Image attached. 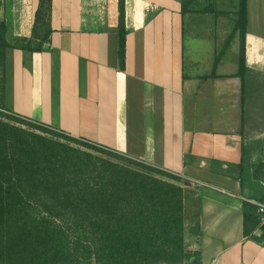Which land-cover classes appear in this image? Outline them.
<instances>
[{
  "label": "crops",
  "instance_id": "obj_1",
  "mask_svg": "<svg viewBox=\"0 0 264 264\" xmlns=\"http://www.w3.org/2000/svg\"><path fill=\"white\" fill-rule=\"evenodd\" d=\"M38 3L5 0L7 42L32 36ZM124 11L120 70L118 0H51L42 51L8 52L5 108L178 176L185 225L200 226L185 229L184 250L200 264H264V243L244 235L242 214L244 199L264 195V108L255 110L264 85V0L246 1L252 101L246 94L242 101L239 78L224 77L237 71V59L219 63L216 78L188 73L180 0H124ZM242 149L251 166L243 185Z\"/></svg>",
  "mask_w": 264,
  "mask_h": 264
},
{
  "label": "trees",
  "instance_id": "obj_2",
  "mask_svg": "<svg viewBox=\"0 0 264 264\" xmlns=\"http://www.w3.org/2000/svg\"><path fill=\"white\" fill-rule=\"evenodd\" d=\"M246 1L231 11L215 1L180 0L182 32L197 15L213 19L232 14V28L220 58L238 40L237 71L224 77L241 81L242 101L249 84L245 65ZM51 0H39L32 36L6 40L0 20V264H200L184 250V232L198 233L199 220L185 225L180 178L113 151L57 132L10 113L5 108L8 52L42 51L48 42ZM124 0H118V59L124 69ZM38 41L36 44L35 41ZM50 134L51 136H47ZM61 139V140H60ZM76 143L108 153L127 163L94 158ZM247 150L238 163L243 185L249 171ZM259 166L264 167V162ZM243 233L264 243L255 207L243 202ZM261 230L259 236L255 234ZM193 259V260H192Z\"/></svg>",
  "mask_w": 264,
  "mask_h": 264
},
{
  "label": "rangeland",
  "instance_id": "obj_3",
  "mask_svg": "<svg viewBox=\"0 0 264 264\" xmlns=\"http://www.w3.org/2000/svg\"><path fill=\"white\" fill-rule=\"evenodd\" d=\"M209 1H215L217 7L225 11L228 10L230 12H233V9L237 4V0H203V2L206 3ZM4 7L5 0H0V12L2 11V9H4ZM232 16V14H229L213 19V17L211 16L197 15L192 18L190 22H188L186 26L187 36L185 37V59L188 69L187 71L190 75L201 78L211 73L214 58L220 52L223 44L230 34L233 24ZM238 49L239 43L238 40H235L231 44V46L224 52V55L220 58V63H225L229 66H231L233 62L236 63V52L238 51ZM260 87H262V90L259 88L258 90L259 92H262V94H260V97L257 95L256 96L259 98H257L258 101L261 100V102H256V115L259 113L258 109H261V107L259 108V104H261L262 109L264 108V85ZM245 94L248 98L247 100H249L251 97L250 101H252V99L254 98V88L251 86V84L247 85ZM251 116L252 114L250 113V109L246 108L245 117ZM46 135L51 136L50 134ZM71 145L82 152L92 154L94 158L100 157L114 163H127L129 165H132L127 160L120 159L108 153L98 151V149L88 148L76 143H71ZM125 159L128 158L125 157ZM138 162L146 164L142 161ZM86 264H91V262L87 261Z\"/></svg>",
  "mask_w": 264,
  "mask_h": 264
},
{
  "label": "built area",
  "instance_id": "obj_4",
  "mask_svg": "<svg viewBox=\"0 0 264 264\" xmlns=\"http://www.w3.org/2000/svg\"><path fill=\"white\" fill-rule=\"evenodd\" d=\"M255 207V213L259 219V227L264 229V195L256 199H244Z\"/></svg>",
  "mask_w": 264,
  "mask_h": 264
}]
</instances>
